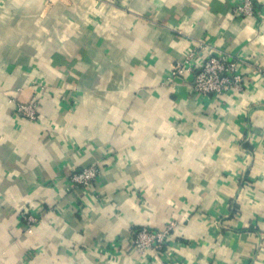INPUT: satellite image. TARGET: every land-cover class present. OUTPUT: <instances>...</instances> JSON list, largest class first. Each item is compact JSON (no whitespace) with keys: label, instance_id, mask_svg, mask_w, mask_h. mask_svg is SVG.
I'll list each match as a JSON object with an SVG mask.
<instances>
[{"label":"crops","instance_id":"0c3cea01","mask_svg":"<svg viewBox=\"0 0 264 264\" xmlns=\"http://www.w3.org/2000/svg\"><path fill=\"white\" fill-rule=\"evenodd\" d=\"M241 1L0 0V264H264V0ZM200 43L241 60L243 92L172 77ZM34 98L36 122L15 114ZM170 222L161 250L130 245Z\"/></svg>","mask_w":264,"mask_h":264},{"label":"built area","instance_id":"2783aa9c","mask_svg":"<svg viewBox=\"0 0 264 264\" xmlns=\"http://www.w3.org/2000/svg\"><path fill=\"white\" fill-rule=\"evenodd\" d=\"M233 13L247 20H255L260 15L259 5L256 0H242L234 6ZM207 48H209L207 45L200 43L187 51L181 61H176L172 65V77L190 78V89L199 96L217 97L228 92H243L245 80L238 72V63L241 60L222 52L211 53L207 51ZM199 52H205V55L203 56ZM12 102L17 116L33 122L39 119L35 98L26 103ZM99 174V167L90 165L73 171L68 177L67 183L73 189H90L97 181ZM22 218V226L26 232H30L39 221V218L32 213H25ZM174 225V222H170L162 230L132 229L130 244L138 254H143L146 251H159L165 247Z\"/></svg>","mask_w":264,"mask_h":264},{"label":"trees","instance_id":"16d2710c","mask_svg":"<svg viewBox=\"0 0 264 264\" xmlns=\"http://www.w3.org/2000/svg\"><path fill=\"white\" fill-rule=\"evenodd\" d=\"M27 215V214H26ZM23 219V218H22ZM23 222V220H21ZM23 224V223H22ZM134 229H141V228H134ZM172 231V230H171ZM131 245V244H130Z\"/></svg>","mask_w":264,"mask_h":264}]
</instances>
